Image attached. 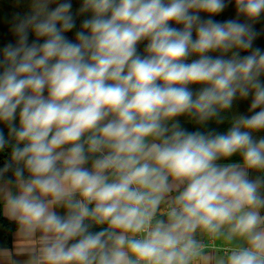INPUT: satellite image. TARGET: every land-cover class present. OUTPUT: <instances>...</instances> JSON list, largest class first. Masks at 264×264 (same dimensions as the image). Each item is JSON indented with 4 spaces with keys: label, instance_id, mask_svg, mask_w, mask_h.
I'll use <instances>...</instances> for the list:
<instances>
[{
    "label": "clouds",
    "instance_id": "9594fccd",
    "mask_svg": "<svg viewBox=\"0 0 264 264\" xmlns=\"http://www.w3.org/2000/svg\"><path fill=\"white\" fill-rule=\"evenodd\" d=\"M231 2L82 0L74 14L71 0H31L17 15L0 49V199L43 233L35 264H198V231L241 241L216 264H264V175H249L264 173V0H234L247 22L211 18ZM249 96L254 114L226 134L176 120L221 123Z\"/></svg>",
    "mask_w": 264,
    "mask_h": 264
},
{
    "label": "crops",
    "instance_id": "0c3cea01",
    "mask_svg": "<svg viewBox=\"0 0 264 264\" xmlns=\"http://www.w3.org/2000/svg\"><path fill=\"white\" fill-rule=\"evenodd\" d=\"M82 0H77L75 2L76 11L80 8ZM55 7V5H52ZM32 11L31 0H0V49L7 43H15L16 37L13 31V26L17 22L16 17H24L30 14ZM79 16V15H78ZM78 30V21H76ZM75 30L69 33L70 39H75ZM33 37L30 34V41ZM47 95V92H45ZM18 123V120H17ZM0 130H3L4 134L8 135V128L4 124H0ZM91 167V164L87 165ZM15 191V189H13ZM176 193H172L175 195ZM166 206L161 205V210H165ZM57 211L61 215H65V209L58 208ZM0 212L1 215L10 221L16 222L17 226L12 233L10 245L0 250V264H35V258L39 255L40 249L42 247L41 236L43 233L40 230L35 232H29L24 225H22L16 218H14L5 202L0 199ZM166 218V217H163ZM197 239L207 240L208 235L205 233L197 232ZM241 241L233 240L227 241L223 238L214 239V244L216 249L205 250V254L208 259H204L198 262V264H216L217 259L224 257L226 255L221 251V247H236Z\"/></svg>",
    "mask_w": 264,
    "mask_h": 264
},
{
    "label": "trees",
    "instance_id": "16d2710c",
    "mask_svg": "<svg viewBox=\"0 0 264 264\" xmlns=\"http://www.w3.org/2000/svg\"><path fill=\"white\" fill-rule=\"evenodd\" d=\"M82 4V2H81ZM81 6V5H80ZM202 18L208 19L209 16L205 13H200ZM90 18V14H84L79 15V21H78V29L80 27V23L83 19ZM214 20L218 21H224L228 19H239L240 22H247L246 18L242 15H238L235 2L232 0L231 3L228 4V6L218 15L211 17ZM173 27L182 28V25H176L172 24ZM255 30L259 33V36L254 41V47H259L262 50H264V15L260 18L258 22L254 24ZM193 37L195 38V32L193 33ZM148 41H143L138 44V53L144 54V49L147 45ZM247 52H241V55H247ZM210 55L213 56H221L223 55L225 58H228L231 53L222 54L219 51L210 53ZM196 56L189 57L188 61L191 62L192 60L196 59ZM261 81L264 82V77H261ZM190 90L193 91L195 94L200 90L201 85H190ZM251 99L252 97L249 96L247 99H242L237 97L236 100H234L232 108L229 110H224L221 112V116L224 118L223 122L218 123L216 119H212L207 121L205 124H200L195 119L187 116L182 115L180 117H177L176 120L179 122L181 128L187 130L188 132H194V131H201L204 133H207L209 131H214L217 134H226L229 128L231 127L232 121L235 117L245 115L250 116L254 114L253 112H250L251 107ZM256 111H259L257 109ZM254 139H261L264 138V131L255 132L253 133ZM5 137L8 138V135L5 134ZM11 143H14V141H11ZM11 151L10 145L7 147L6 151L0 152V168L3 167L4 163L10 159L9 153ZM242 157L239 154H235L234 156L228 158L226 161H221V163H228V162H241ZM12 173H8V176H11ZM250 178L255 179L258 176L264 175V173H260L258 171L251 170ZM262 195H264V189L261 190ZM262 214H264V211H262ZM17 226L16 222L10 221L5 219L0 212V250L5 249L10 245L11 242V236L13 231L15 230ZM101 226L92 225L91 230L92 231H99Z\"/></svg>",
    "mask_w": 264,
    "mask_h": 264
},
{
    "label": "built area",
    "instance_id": "2783aa9c",
    "mask_svg": "<svg viewBox=\"0 0 264 264\" xmlns=\"http://www.w3.org/2000/svg\"><path fill=\"white\" fill-rule=\"evenodd\" d=\"M202 242V244L204 245V251L208 250V249H216L218 247L215 246L214 244V239L208 236L207 240H203V239H198ZM221 249V251L223 252L224 255H227L228 251H230L232 248L231 247H221L219 248Z\"/></svg>",
    "mask_w": 264,
    "mask_h": 264
},
{
    "label": "rangeland",
    "instance_id": "374dc122",
    "mask_svg": "<svg viewBox=\"0 0 264 264\" xmlns=\"http://www.w3.org/2000/svg\"><path fill=\"white\" fill-rule=\"evenodd\" d=\"M71 2H72V5H73L72 12L74 14H77L76 6H74L75 5V2H77V0H71ZM76 21H79V16L78 15H76Z\"/></svg>",
    "mask_w": 264,
    "mask_h": 264
}]
</instances>
